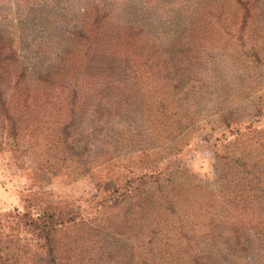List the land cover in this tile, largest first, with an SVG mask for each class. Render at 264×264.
Masks as SVG:
<instances>
[{"label": "rangeland", "instance_id": "374dc122", "mask_svg": "<svg viewBox=\"0 0 264 264\" xmlns=\"http://www.w3.org/2000/svg\"><path fill=\"white\" fill-rule=\"evenodd\" d=\"M201 16L204 34L196 41L190 36ZM96 17H107L105 37L133 26L151 50L170 58L186 50L183 65L190 79L178 117L188 128L171 141L159 127L152 132L147 112L133 110L102 120L105 129L96 132L95 141L85 133L92 119L81 111L58 143L40 138L35 143L28 131L15 139L0 133V264H31L46 258L49 247L57 262L71 264L79 252L88 260L90 241L70 245L67 252L64 243L86 229L82 223L96 225L99 212L113 216V228L122 230L118 212L108 202L102 206L109 193L104 188H113L109 181L135 185L139 167L189 185L194 201L216 210L225 207L221 187L233 182L236 158L248 154L247 168H255L264 185V0H0V32L12 42L20 65L34 72L56 65L54 55ZM86 48L80 44L81 55ZM148 115L154 118L155 112ZM134 130L142 145L130 143ZM114 131L123 140L105 143L104 133ZM45 227L61 229L49 247L45 233L39 234ZM101 238L119 259L134 252L126 237ZM258 251L252 248L244 261L232 257L218 264H264Z\"/></svg>", "mask_w": 264, "mask_h": 264}, {"label": "trees", "instance_id": "16d2710c", "mask_svg": "<svg viewBox=\"0 0 264 264\" xmlns=\"http://www.w3.org/2000/svg\"><path fill=\"white\" fill-rule=\"evenodd\" d=\"M203 17L192 27L190 37L196 41L203 39ZM106 24L107 17L86 23V31L54 55L56 65L38 72L20 65L12 42L0 32V133L8 131L15 139L19 132L28 131L35 143L39 138L58 143L81 111L92 119L91 129H85V133L95 141L96 132L105 129L102 120L121 119L133 110L137 115L141 110L155 112L154 118L147 114L152 132L159 127L171 141L188 128L178 117L185 103L182 92L190 79L183 65L186 50L179 49L173 58L159 49L151 50L133 26H124L105 37ZM81 43L87 46L82 55ZM118 133H104V142L118 144L123 140ZM132 133L136 134L131 135L130 143L139 146L145 142L140 133ZM247 159L248 154L235 159V184L231 189L227 185L233 182L228 181L221 187L225 207L218 210L194 201V188L170 177L162 180L163 173L151 167L138 168L135 185L128 180L109 181L107 187L114 186L104 188L109 193L102 206L108 202L106 207L118 212L122 230L113 228V216L99 212L96 225L82 223L86 229L74 231L73 240L66 241L62 251L90 241L91 257L85 260L79 252L71 264H218L232 257L244 261L252 248L264 255V185L255 168H247ZM57 231L61 229L40 230L48 247ZM106 234L126 237L134 252L127 259H119L103 242L101 236ZM50 248L46 258L31 264H68L62 259L57 262Z\"/></svg>", "mask_w": 264, "mask_h": 264}]
</instances>
